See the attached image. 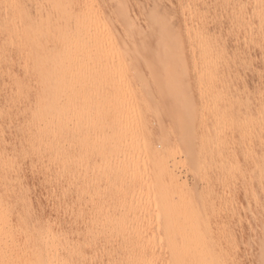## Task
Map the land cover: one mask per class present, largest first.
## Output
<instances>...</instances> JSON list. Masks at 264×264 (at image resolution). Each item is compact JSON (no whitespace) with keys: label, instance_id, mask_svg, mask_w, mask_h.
<instances>
[{"label":"bare ground","instance_id":"6f19581e","mask_svg":"<svg viewBox=\"0 0 264 264\" xmlns=\"http://www.w3.org/2000/svg\"><path fill=\"white\" fill-rule=\"evenodd\" d=\"M166 2L23 9L20 44L35 71L11 79L24 104L20 146L7 149L0 128V264H264V0ZM177 144L206 181L200 191L179 185ZM27 160L62 196L117 189L120 214L60 228L36 212Z\"/></svg>","mask_w":264,"mask_h":264},{"label":"rangeland","instance_id":"374dc122","mask_svg":"<svg viewBox=\"0 0 264 264\" xmlns=\"http://www.w3.org/2000/svg\"><path fill=\"white\" fill-rule=\"evenodd\" d=\"M164 1H166V0H164ZM167 1L168 2H166V3L170 2V0H167ZM41 2H42V0H6L5 4H2V2L0 3V101H2V102H0V104H1L0 108L2 109V111H4L3 109H5V110L7 109L6 112L4 111L5 113H0V128L2 129V127H3L4 129H6L5 130L6 132L3 133L1 138L3 140H5V144H7L6 145L7 149H9V145H11V144H12L11 147H15L14 146L15 141L16 142L18 141V143H15L16 146H18L19 143H22V142H20V140H22V137L24 135L22 133L24 131L22 130V132H21L22 127L21 128L19 127V126H22V122H23L22 119L23 118H22V116L18 117L15 115L17 113H18V115L21 114V112H18L17 110L19 108L24 107V104L19 103L18 104L19 106L16 103H15L16 105L14 104V101H13L14 95H15V92L13 90V88H14L13 83L14 82H12L11 79L13 77H17L19 81L28 80V78L31 75L30 73H33V71H35L33 65L31 64V57H30L31 51H30L29 45H27L26 42H24L23 44L22 43L20 44V41H21L20 36L22 34L21 32H23V30L20 27L22 25V21L24 20V15H25V13H23V9H27L32 5L36 6ZM247 6H248V4H247ZM27 12L29 13L28 9H27ZM54 17H55L54 12L52 11L51 8H49L48 11L45 12L43 16L36 17V18H39L40 22L42 24H46V23L51 22V20H53ZM46 30L49 31L50 29L49 28L43 29V31L45 33H46ZM45 33L41 37L45 36ZM252 37L254 39V36H252ZM258 37L259 36L255 37V39L253 41H256L258 39ZM247 43H249V45H250L249 40L242 41L241 44L248 47L249 45ZM256 52L257 53H255V54L259 55L260 57L257 56V58H256V55H255V57H254L255 61L254 62L255 63L257 62V63L253 64V68L255 66L254 69L259 68L260 64L263 63V62H261V60L263 59V56H261L262 54H261L259 48L256 50ZM259 52L261 55L259 54ZM262 65H264V64H262ZM260 67H262V66H260ZM28 70L30 72L27 74ZM88 75L90 76V74H87L86 77H89ZM248 76H250V75H248ZM248 76H246V77H248ZM5 102L7 105L5 104ZM3 104H4V106H3ZM15 106H18V108L17 107L14 108ZM12 110L15 111L12 114L14 116H8V114L10 115L12 113ZM24 111H25V109H23V112ZM15 117H18V118H15ZM20 120H22V121H20ZM1 123H3L2 126H1ZM14 125H15V127H14ZM9 127H12L15 129L12 130V128H9ZM93 128H94V125H92L91 129H93ZM89 129H90V127H89ZM10 130H11V132H10ZM153 134H154V131H153ZM7 137L9 138V140L7 139ZM6 140L8 143L6 142ZM172 146H173V150L176 152V155L178 157L177 161H179V163H178L179 168L177 167L178 171L176 169V174H178L177 176L179 177L178 178L179 179V185H180V187L182 186L181 189H185L186 191L190 190V192L195 191V189H198V188H199L198 191L203 189L204 187H202V186H205V183H206L205 179H202V177H197L195 175V173L192 170H190L188 163L185 160L184 155L181 151L182 150L181 146H179L178 144L176 145L178 147H176L175 145H172ZM176 148H178V149H176ZM170 149H171V147H170ZM180 156H181V158H180ZM91 157H92L91 159L94 160V158H95L94 153ZM179 158L182 160H180ZM27 161H28L27 165H29V168L27 167L21 176L24 177L23 179H25L26 183H28V184L30 183L29 185L33 184L31 186L32 187V197H33L32 201H34V203H36V204H34L36 212L38 214L43 215V217L55 218L57 221V224L59 225L60 228L69 229L71 226H76V225H79L81 228H85L88 225V223L92 222L94 220V218H96V217H98V218L100 217L101 218L100 223L103 224L106 218L112 217V216L116 217L117 215L120 214V209L122 210V207L120 205V201L118 200V197H120L121 193H120V191L118 192L117 189H109L106 193V199L101 200V197H98V198L96 197L97 201L92 196L88 197V195H87L88 191H86V189H81L86 194L79 189L81 192L77 190V192L74 193L75 195H73L74 197H71L70 195H69L70 198L68 197V195L62 196L61 192H62L64 186H62L61 190H60V188L55 189V190L51 189V191L48 190V188H49V187H47L48 183L52 179L50 180L49 179L50 177L45 178V175H43V174L40 175L39 173H41V172H38V170L35 169V166H33V164H31L33 162L30 163L29 160H27ZM181 165H182V167H181ZM74 167L78 168L79 166L77 164V165H74ZM31 169H33V170H31ZM77 172H81V171L76 170V175H77ZM70 175H71V173L68 174V176H70ZM82 175L83 174H81V176ZM89 175L92 176V173H89ZM148 175L151 176L152 174L148 172ZM77 176L79 178L80 174L78 173ZM42 179H49V180L44 181ZM198 179H201V181ZM76 180H77V177L73 181H68L67 186H68V184H72V183L76 182ZM46 181H47V185L45 183ZM77 182L80 183V179ZM127 183H129V184H126L125 188L127 189V191L129 193L136 191L134 185L131 184L130 181ZM45 185L47 188L45 187ZM81 186L78 188H81ZM59 193H60V196H62V197H60L59 195H56V197L51 198L52 195L54 196L55 194H59ZM76 194H78L79 196L78 195L76 196ZM84 195H85V197H84ZM58 196H59V198H58ZM80 197L82 199H80ZM72 198H74L75 202L78 201L76 203L74 202V208L70 207ZM85 198H87V199H85ZM226 198L227 197H225V199ZM79 199L82 202L79 201ZM79 203H80V205H79ZM77 204L79 205L78 207H77ZM82 207H84V208H82ZM86 207H87V209H86ZM84 209L86 211H84ZM235 210H237L236 213H235V211H233V212L236 214L237 218H239V213H241L243 215V218L240 216V218H242L241 220L243 221V223L239 222V223H237L238 227H237V225H235V226L238 228V230L240 232L242 230V233H244V231L247 230L246 227L250 222V220H249L250 215L246 214V211L243 210V207L241 208V206L238 207V209L236 207ZM238 210H240V211L238 212ZM151 211L152 212H149V216L154 215V208H152ZM244 215H245V219H244ZM247 216H249V217H247ZM83 222L85 223V225ZM58 225H57V227H58ZM243 228H245L246 230L245 229L243 230ZM233 229H234V227H233ZM98 240H99L98 243H100V245L98 244L97 248L99 249V251H101L100 247L103 244H101L102 242L100 241V239H98ZM119 246H122L121 242H119ZM104 248H105V245H104ZM103 260H109V257L105 256L103 258Z\"/></svg>","mask_w":264,"mask_h":264}]
</instances>
